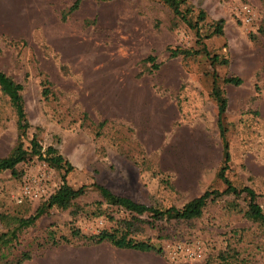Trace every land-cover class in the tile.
Segmentation results:
<instances>
[{"label": "rangeland", "instance_id": "obj_1", "mask_svg": "<svg viewBox=\"0 0 264 264\" xmlns=\"http://www.w3.org/2000/svg\"><path fill=\"white\" fill-rule=\"evenodd\" d=\"M186 1L205 12L201 34L208 23L223 21L222 35L203 42L227 59L215 66L219 77L243 80L222 86L230 150L226 176L254 189L264 210V0ZM72 2L0 0V71L22 85L29 123L24 145L35 135L42 148L54 146L72 165L65 181L88 186L71 207L49 209L19 234L4 253L11 258L26 245L31 258L21 264H56L72 247H81L50 246L46 230L68 237L74 228L93 234L112 224L90 216L100 199L91 183L161 208L180 207L206 189L224 187L211 169L220 142L208 62L201 55L170 57L166 50L198 48L193 30L179 22L172 26L170 11L157 0H81L62 18ZM148 55L158 72L142 62ZM15 140L14 114L0 93V157ZM16 171L18 177L0 172V213L28 216L57 187L60 172L35 157L17 164ZM233 201L237 209L228 206ZM245 205L243 198L223 195L188 221L150 225L142 217L134 237L161 248L160 254L146 252L153 264H264V226L243 216Z\"/></svg>", "mask_w": 264, "mask_h": 264}, {"label": "trees", "instance_id": "obj_2", "mask_svg": "<svg viewBox=\"0 0 264 264\" xmlns=\"http://www.w3.org/2000/svg\"><path fill=\"white\" fill-rule=\"evenodd\" d=\"M110 1V0H99ZM164 5L171 13L175 22L183 23L194 32V43L199 47L194 49H183L179 47H167L166 50L170 57L187 58L190 56H203L210 67V87L209 96L214 103L216 115L215 126L217 136L220 142V162L215 172V177L224 185L223 189L204 190L197 196L189 199L180 207L168 206L157 207L146 205L140 202L131 200L130 198L115 194L108 188L91 183L89 186L95 190L99 195V200L93 202V211L89 214L92 217L103 216L112 224L109 227H103L93 234H83L77 228L71 229L69 236L59 235L55 236L53 231L46 230L45 241L50 246L71 245V246H89L97 245L99 243H108L118 249H130L140 252H153L160 254L161 248L149 240L136 239L135 233L139 230L138 224L143 222L142 217H146L149 221L147 224L152 225L155 221H188L200 217L205 205L223 195H232L236 200L243 198L246 201L243 216L251 221L253 224L257 223L264 226V210L258 202V194L254 189L247 185L236 186L226 176V171L230 168V150H228V141L226 137L227 126L225 123V113L227 107V100L223 85L239 86L243 80L238 75H225L219 77L215 71V66L226 65L227 59L220 57L215 53H210L203 42L212 36H220L223 33V21L217 19L207 24V31L200 33V24L205 20V12L201 8H194L188 4L186 0H157ZM81 0H73L72 4L64 12H61V17L75 10ZM255 39V35L250 36ZM155 58L151 55L142 59V62H149L150 67L148 71H155L159 64L154 62ZM47 83L42 81V84ZM22 85L15 82L11 77L0 71V93L7 98L9 107L11 108L15 118L16 140L10 151L0 157V172L9 171L13 177H18L19 173L16 171V165L23 163L30 157L42 161L48 168L60 172V182L57 187L48 195V197L39 203L33 212L28 216L21 214L0 213V223H2L4 230L0 232V258L3 264H21L25 260L31 258L29 250L21 246L23 249L18 255H12L8 258V253H4L18 242V236L22 231L33 226L37 219L46 214L49 209H67L71 207L74 200L83 196L88 186L80 185L72 187L65 181V176L72 170V165L65 159L58 150L52 146L47 145L42 148L35 135H31L28 139V145H24L23 139L26 136L29 123L26 118L24 104L21 97ZM47 89L42 88L41 94L46 97ZM228 206L233 209L238 208V204L229 202ZM119 213L121 215H119ZM72 215L76 211H71ZM88 213L85 211L84 213ZM116 215V216H115ZM48 229V228H47ZM160 238V237H159ZM80 242V244H77ZM234 254V253H233ZM236 255V253L234 254ZM220 259L225 260V256L220 255Z\"/></svg>", "mask_w": 264, "mask_h": 264}, {"label": "crops", "instance_id": "obj_3", "mask_svg": "<svg viewBox=\"0 0 264 264\" xmlns=\"http://www.w3.org/2000/svg\"><path fill=\"white\" fill-rule=\"evenodd\" d=\"M158 71L159 67L155 72ZM219 162L220 157L214 166L211 165L214 176ZM71 250L72 253L64 255L56 264H153V257L146 256V252L118 249L105 242Z\"/></svg>", "mask_w": 264, "mask_h": 264}, {"label": "built area", "instance_id": "obj_4", "mask_svg": "<svg viewBox=\"0 0 264 264\" xmlns=\"http://www.w3.org/2000/svg\"><path fill=\"white\" fill-rule=\"evenodd\" d=\"M243 14L247 21L252 19L250 8L247 5L243 7Z\"/></svg>", "mask_w": 264, "mask_h": 264}]
</instances>
